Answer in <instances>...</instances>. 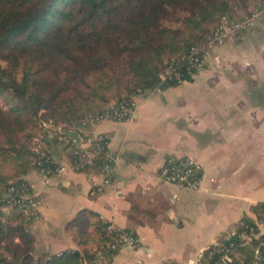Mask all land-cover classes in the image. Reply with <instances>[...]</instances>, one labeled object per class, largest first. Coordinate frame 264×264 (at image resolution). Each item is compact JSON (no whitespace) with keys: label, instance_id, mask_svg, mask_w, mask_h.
Instances as JSON below:
<instances>
[{"label":"crops","instance_id":"1","mask_svg":"<svg viewBox=\"0 0 264 264\" xmlns=\"http://www.w3.org/2000/svg\"><path fill=\"white\" fill-rule=\"evenodd\" d=\"M132 98V118L105 119L87 128L91 140L99 134L109 138L111 172L95 167L56 175L33 165L23 175L32 186L33 210L23 211V219L36 256L79 247L67 226L82 209L141 238L138 248L122 247L106 264H202L207 249L230 241L244 217L260 218L264 13L218 46L186 80ZM47 140L58 161L72 156L70 147L52 136ZM171 155L197 164L199 188L160 176ZM10 209L0 208L3 219Z\"/></svg>","mask_w":264,"mask_h":264},{"label":"trees","instance_id":"2","mask_svg":"<svg viewBox=\"0 0 264 264\" xmlns=\"http://www.w3.org/2000/svg\"><path fill=\"white\" fill-rule=\"evenodd\" d=\"M247 1L0 0V55L7 61L0 64V96L7 104H0V208H11L5 219L0 212V264H79L82 254L90 257L112 235L109 221L82 209L67 226L78 248L33 253L25 210L12 203L17 194L8 187L26 182L40 121L76 127L88 112L113 100L130 101L140 89L177 83L159 76L169 60L204 41L224 16L233 15L234 6ZM103 163L99 158L96 167ZM29 205L33 210V201ZM258 206L261 218L264 201ZM252 224L244 217L230 241ZM263 240L255 236L238 246L241 264L255 263ZM214 248L202 264L213 260Z\"/></svg>","mask_w":264,"mask_h":264},{"label":"built area","instance_id":"3","mask_svg":"<svg viewBox=\"0 0 264 264\" xmlns=\"http://www.w3.org/2000/svg\"><path fill=\"white\" fill-rule=\"evenodd\" d=\"M264 13V2L240 17L224 16L206 35L202 42L192 44L187 50L171 58L166 68L160 73L162 80H176L182 82L207 63V57L216 51L218 46L224 44L228 38L241 35L252 26ZM145 90H139L144 92ZM135 100H113L104 108L88 112L76 127H64L55 124L52 120L41 123L43 129L33 138L32 149L36 153L34 166L39 167L45 174L61 175L68 170L83 171L95 168L99 158L103 159V170L112 171L114 158L108 149L109 139L104 134L90 139L87 128L105 120H127L133 117ZM56 137L57 141L72 149V156L65 161H58L52 154L48 137ZM160 176L169 182L182 187L199 188L201 176L197 164L190 158L176 156L167 157L160 172ZM20 186L10 184L9 193H16L17 198L12 203L28 211L26 206L33 201L32 186L23 178ZM36 213V212H35ZM107 230L112 232L111 237L101 245H95L92 254L87 257L82 254L79 264H106L109 257L122 247L138 248L141 238L134 232L117 227L113 222H108ZM255 236H264V213L254 224L238 233L237 241L217 243L213 250L214 258L208 264H241L242 256L239 245H245ZM264 244V240L262 241ZM255 262L264 261V252L257 248ZM139 264H166L164 262H143Z\"/></svg>","mask_w":264,"mask_h":264},{"label":"rangeland","instance_id":"4","mask_svg":"<svg viewBox=\"0 0 264 264\" xmlns=\"http://www.w3.org/2000/svg\"><path fill=\"white\" fill-rule=\"evenodd\" d=\"M264 2V0H249L247 1L245 4L242 5H236L233 7V9L231 10V13L233 14V17H240L241 15H243L244 13L249 12L250 10H252L255 6H257L258 4ZM212 26H210L209 28L211 29ZM7 63V61H4L0 55V64L5 65ZM0 104H2L5 108L7 107V104L4 101V98L2 96H0ZM43 121L46 120H41L39 127H38V131L43 129V126L41 125V123ZM260 177H264V169L259 171Z\"/></svg>","mask_w":264,"mask_h":264}]
</instances>
